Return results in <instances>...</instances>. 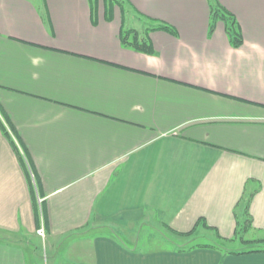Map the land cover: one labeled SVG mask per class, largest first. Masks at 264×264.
Instances as JSON below:
<instances>
[{
	"label": "crops",
	"instance_id": "crops-1",
	"mask_svg": "<svg viewBox=\"0 0 264 264\" xmlns=\"http://www.w3.org/2000/svg\"><path fill=\"white\" fill-rule=\"evenodd\" d=\"M99 1L0 0V118L23 157L0 125V264H38L28 241L41 227L58 240L94 223L126 240L77 237L51 263L264 264V252L172 239H196L175 232L201 218L232 239L255 192L246 238L264 240V0H219L240 48L223 22L210 35L207 0H122L176 28L140 32L153 54L123 46L124 16L116 6L107 20ZM149 217L159 245L130 242L122 229Z\"/></svg>",
	"mask_w": 264,
	"mask_h": 264
},
{
	"label": "trees",
	"instance_id": "trees-1",
	"mask_svg": "<svg viewBox=\"0 0 264 264\" xmlns=\"http://www.w3.org/2000/svg\"><path fill=\"white\" fill-rule=\"evenodd\" d=\"M99 0H97L98 2ZM210 8V25H209V33L212 35L217 27V24L219 22L224 23L225 32L229 39V42L232 47L234 48H240L244 44V37L241 31V27L239 25L238 20L236 19L235 15L232 14L230 11H228L219 0H207ZM104 7L106 11V19L112 20V13L115 7L117 6L122 16H125L126 8L124 2L120 0H103ZM111 14V16H109ZM151 24H154L150 26L145 30L146 34H148L151 31H164L167 32L173 36H178V32L176 28H174L169 23L163 22V21H157L155 19H149ZM121 42L123 46L131 48L135 51L146 53V54H153V47L148 38H141V34L136 29H127L125 26L122 27L121 31ZM0 125L5 133L6 136L10 138L11 143L14 145V149L16 150L18 156H20L21 159L23 157L21 156V153L18 149V147L15 144V141L13 140L11 133L6 128V124L2 121L0 118ZM13 132V131H12ZM255 192H252L247 195V193L244 194L242 199L238 202L236 208H235V215H236V222H237V228H236V234L232 239H226L221 237L215 227L209 226L205 219L201 218L196 223V226L192 231L188 233H176L177 236H181L184 238H189L193 236L195 232L198 231L200 227H203L205 229L213 230L215 233L219 236L218 242H220V245L227 250H229L232 254H249V253H256V252H264V249L261 248L259 245L264 244V240H251L247 239L246 234L252 230L253 228V218L250 212V204L252 197L254 196ZM40 225V220H38ZM240 242L244 245H252L255 246L251 249L244 248L243 250L237 249V250H231L229 249L230 245H233L234 243ZM258 245V247H256Z\"/></svg>",
	"mask_w": 264,
	"mask_h": 264
},
{
	"label": "rangeland",
	"instance_id": "rangeland-1",
	"mask_svg": "<svg viewBox=\"0 0 264 264\" xmlns=\"http://www.w3.org/2000/svg\"><path fill=\"white\" fill-rule=\"evenodd\" d=\"M122 1V0H120ZM100 4H103V0L99 1ZM123 2V1H122ZM134 15V16H133ZM124 20L126 23V28H133L138 30L139 32H141L142 34L144 33L145 29L151 24L149 22H147L146 19H144V16L137 14V16H135V14H133L132 12L125 14L124 16ZM10 132V131H9ZM11 133V132H10ZM12 135V134H11ZM13 138V137H12ZM14 139V138H13ZM150 217L141 221V223H138L136 225V227H133V230H131L130 232L123 230L124 234H127V238H129V240H131L130 242H133L136 245V242L139 240V238H142L141 240L143 241L144 239H146V236L153 233L155 234L156 240L152 239L151 242H147L148 246H158L159 245V241L158 239L162 238V233H165L166 231L161 228L159 225L154 224L153 226V222H150ZM116 228H114L112 225H102L100 223H94L93 225L89 226L87 229H85L84 231L80 232L78 235H74V236H70L68 238H62V239H58V240H54V239H50L49 237L46 238H42L41 236H39L38 234L35 237H32L29 241H28V246L35 252H37V260H38V264H52L51 262L52 260V253L54 252L55 248H58V246L60 247H67L69 243L72 242H77L80 241L77 240L76 238H81V237H91L95 234H100V233H113L114 235L126 240V238H124L125 235L121 234V228H119L117 231L115 230ZM119 232V233H116ZM197 236L196 239L195 237L189 240H183V239H177V237L173 236L174 238H172L175 243L174 246H190L191 243L193 244H212V245H219L220 246V242L213 240L212 236H208L209 232H206L205 229H203V227H200L198 229V232H196ZM207 235V236H204ZM247 237V236H246ZM245 237V238H246ZM170 238V237H169ZM250 238V237H249ZM137 239V241L135 242L134 240ZM77 240V241H76ZM252 240V237H251ZM143 246V244L141 245ZM261 248L264 249V244L259 245ZM229 247V249L231 250H243L244 248H248L251 249L255 246L252 245H244L240 242L234 243L233 245L227 246ZM256 247H258V245H256ZM229 251V250H228ZM59 258L60 260L62 259H68L71 258L72 255H70L69 253L66 254V252H64V249H62V251L59 253Z\"/></svg>",
	"mask_w": 264,
	"mask_h": 264
},
{
	"label": "built area",
	"instance_id": "built-area-1",
	"mask_svg": "<svg viewBox=\"0 0 264 264\" xmlns=\"http://www.w3.org/2000/svg\"><path fill=\"white\" fill-rule=\"evenodd\" d=\"M37 233L42 238H45V236H46V232H45V229L43 227L39 228L38 231H37Z\"/></svg>",
	"mask_w": 264,
	"mask_h": 264
}]
</instances>
